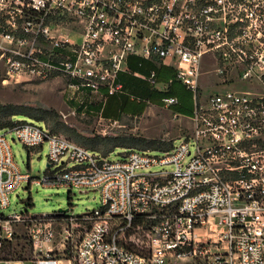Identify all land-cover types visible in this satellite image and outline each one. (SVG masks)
<instances>
[{
    "label": "built area",
    "instance_id": "obj_1",
    "mask_svg": "<svg viewBox=\"0 0 264 264\" xmlns=\"http://www.w3.org/2000/svg\"><path fill=\"white\" fill-rule=\"evenodd\" d=\"M258 19L264 23V0H0V67L7 78L61 75L75 99L83 96L81 104L121 93L119 74L159 92L177 81L193 95V126L177 143L167 150L121 148L115 160L35 121L0 129L1 209L20 185L38 182L18 166L7 134L29 148L46 143L49 171L39 182L99 190L102 202L81 214L88 226L70 256L51 254V223L41 228L48 216L1 213L0 251L24 224L33 252L48 248L38 258H0V264H177L198 255L208 229L232 252L219 263L264 264ZM132 57L146 72L130 68ZM201 65L211 66L221 83L201 85ZM161 67L173 71L166 82L157 80ZM237 67L241 80L257 81L261 90L227 86L224 73ZM177 103V96L166 95L161 106ZM140 215L151 220L146 228L135 224ZM131 230L145 232L136 244L143 251L122 241ZM71 237L66 229L63 243Z\"/></svg>",
    "mask_w": 264,
    "mask_h": 264
},
{
    "label": "rangeland",
    "instance_id": "obj_2",
    "mask_svg": "<svg viewBox=\"0 0 264 264\" xmlns=\"http://www.w3.org/2000/svg\"><path fill=\"white\" fill-rule=\"evenodd\" d=\"M258 24L261 28L260 38L264 46V23L258 19ZM3 69V67H0V103L20 104L28 101L40 102L47 107L55 109L60 114L61 120L80 130H91L101 135L111 134L114 131H123L146 138L162 140L173 138L174 143H177L178 138L176 137L182 133L189 132L193 126L188 118L189 115L183 114L186 118H178L173 116L167 108L156 104L149 105V108L137 117L123 116L116 122L95 117V115H91L85 105L81 104L83 96L77 95V99H75L72 90H65L67 82L61 75L53 74L46 78H39L33 74L21 73L12 78H7ZM200 70L199 83L201 85H219L221 83L223 77L213 73L211 66L201 65ZM169 71L167 75L164 74L165 72H160L157 80L162 82L168 81L169 78L173 77L172 69L169 68ZM239 72L240 68L238 67L233 72L231 70L225 72L223 76L225 78L228 77V80H225V84L241 90H261L259 82L241 80L240 76H237ZM6 78L7 80H4ZM175 84L178 86L179 92L183 89L184 91L186 90L181 83L175 81ZM212 90L214 89H210V91ZM180 98L185 103L189 102L190 105H193L191 91H189L188 96L180 95ZM72 110L76 111L72 112ZM25 120L33 121L27 117ZM7 139L11 144L15 160L20 169L23 172L30 173L32 180H37L38 182H31L30 184L23 183L15 189L10 195V205L4 209L0 208V214L7 215L24 212L42 216L52 214L46 217L45 221H43L44 223L41 225V228L45 230L47 223H51L53 238L51 243H47L48 246L51 245V254L57 256L73 255L75 244L88 226L81 214L93 211L102 206L99 190L42 184L39 181L45 176V170L49 163L46 143L42 147L29 149V147L19 141L13 140L11 134H7ZM121 151V147H113L108 154L109 159H118ZM66 229L71 232L72 237L63 243ZM17 231L20 234L16 235L13 242L5 245L10 246L12 252L6 254L0 251V258L31 259L45 254L48 248L45 245L36 247V251L33 252V245L28 236V225L18 226ZM207 231V235L202 236L201 239L204 240L207 238L208 241L199 248L200 252L198 255L191 258L175 260L177 264H223L219 262H222L226 258H231L232 252L227 251L224 243L219 240L218 236L211 233L209 229ZM132 232L133 230L127 231L122 241L131 243V247H137V242L145 236V232L141 230ZM208 260L213 263H207Z\"/></svg>",
    "mask_w": 264,
    "mask_h": 264
},
{
    "label": "trees",
    "instance_id": "obj_3",
    "mask_svg": "<svg viewBox=\"0 0 264 264\" xmlns=\"http://www.w3.org/2000/svg\"><path fill=\"white\" fill-rule=\"evenodd\" d=\"M132 70L134 67L130 65ZM169 72V68L161 67L158 69V76L160 72ZM118 80L123 84V93L110 95L106 98L101 115L106 119L117 120L121 114L141 115L146 104L152 103L162 105V98L165 95H175L178 98V103L171 107L173 111L184 115H190L191 105L189 102L185 103L180 95L188 96L189 91L184 89L179 92L178 86L173 81L166 92H159L154 90L151 85L145 80L129 74H119ZM133 100H138V106L135 110L130 111V105ZM86 109L90 111L91 108L100 109V104L85 101ZM111 110V111H110ZM76 111V110H75ZM29 118L35 122L42 123L50 132L63 135L77 144L98 152L102 155H108L113 147H121L126 149L138 150H167L172 146L173 138L169 140H162L157 138H146L141 135H136L129 132L114 131L111 134L101 135L93 131L80 130L65 123L60 119V114L53 108L47 107L37 101H28L24 103H0V129L12 126L15 123L26 121ZM31 149V148H29ZM49 167L46 168L45 173H48ZM151 223L143 215L136 218L135 224L142 225L146 228ZM131 247V244H129ZM136 251H143L137 247H131ZM6 254L12 252L10 246H4L2 250ZM70 256V255H69Z\"/></svg>",
    "mask_w": 264,
    "mask_h": 264
},
{
    "label": "crops",
    "instance_id": "obj_4",
    "mask_svg": "<svg viewBox=\"0 0 264 264\" xmlns=\"http://www.w3.org/2000/svg\"><path fill=\"white\" fill-rule=\"evenodd\" d=\"M130 65L132 66V67H134V69L135 70H139L140 72H146V67L147 66H141V65H139V59L138 58H134V57H132L131 59H130ZM170 72V71H169ZM168 71H166L164 74H168L169 73ZM67 89H69L68 87H66L65 88V90H67ZM121 93H123V92H121ZM118 95H120V93L118 94ZM94 102V103H99L100 104V109H98V110H96V109H94V108H91L90 109V113H91V115H95V117H100V118H103V119H106L105 117H103L102 115H101V110H102V108H103V105H104V103L105 102H103L102 101V98L99 96V95H96V96H93V97H91L90 98V102ZM138 102V100H133V102L131 103V105L129 106L130 107V111H133V110H135L136 108H137V103ZM152 103H147L146 104V106H145V108H144V110H143V112H145L148 108H149V105H151ZM153 105V104H152ZM156 106V105H155ZM158 107V106H157ZM168 109V111L173 115V116H175V117H178V118H186V116H184L183 114H181V113H178V112H176V111H173L172 109H170V108H167ZM192 109H193V105H191V113H190V115L188 116V118L192 115ZM111 111V110H110ZM142 112V113H143ZM123 116H132V117H137V116H139V115H130V114H125V113H123V114H121V116H120V118L119 119H121ZM119 119H117V120H113V121H118ZM106 120H110V119H106Z\"/></svg>",
    "mask_w": 264,
    "mask_h": 264
},
{
    "label": "water",
    "instance_id": "obj_5",
    "mask_svg": "<svg viewBox=\"0 0 264 264\" xmlns=\"http://www.w3.org/2000/svg\"><path fill=\"white\" fill-rule=\"evenodd\" d=\"M49 215H52V214H47L46 216H49Z\"/></svg>",
    "mask_w": 264,
    "mask_h": 264
}]
</instances>
